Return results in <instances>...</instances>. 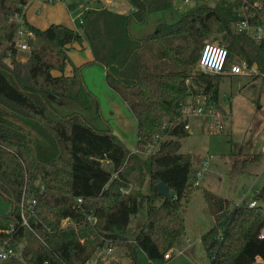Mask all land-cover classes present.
<instances>
[{
    "label": "trees",
    "instance_id": "trees-1",
    "mask_svg": "<svg viewBox=\"0 0 264 264\" xmlns=\"http://www.w3.org/2000/svg\"><path fill=\"white\" fill-rule=\"evenodd\" d=\"M27 1L0 0V197L11 205L0 215V248L19 252V258L0 264H86L98 249L114 246L125 249L129 264H141L139 252L148 261L163 260L184 231V209L194 188L190 176L195 178V166L202 165L199 156L179 153L180 141L189 135L187 120L168 128L164 123L179 115L178 103L190 95L205 96L218 108L225 76L199 73L192 80L195 87L188 84L213 25L222 33L215 40L228 52L226 67L237 58L264 73V40L258 44L233 28L244 19L262 25L264 3L261 9L256 0L200 6L134 37L133 24L143 25L150 15L171 11L182 0H118L133 10L128 15L90 10L81 32L63 24L38 29L25 19L16 23ZM22 27L40 42L34 48L33 38L27 39L25 62L15 47ZM83 39L92 63L103 67L108 87L136 120V152L127 150L109 126L98 130L80 114L62 116L47 100L54 93L91 108L81 75L85 64L74 66L67 55L69 46ZM160 136L166 138L157 141ZM260 157L235 160L231 172H242ZM133 171L140 186L146 180L145 193L141 187L124 192ZM159 182L167 185L171 200L158 196ZM203 198L213 219L200 238L208 264H254L256 258L264 264V210L208 190ZM253 200L264 203V181ZM143 204L145 222L129 239L131 216Z\"/></svg>",
    "mask_w": 264,
    "mask_h": 264
},
{
    "label": "rangeland",
    "instance_id": "rangeland-1",
    "mask_svg": "<svg viewBox=\"0 0 264 264\" xmlns=\"http://www.w3.org/2000/svg\"><path fill=\"white\" fill-rule=\"evenodd\" d=\"M29 1L30 0H28L27 3ZM234 1L235 0L177 1L174 4V9L171 11L150 15L143 25L133 24L131 26V31L134 37H142L149 34L159 23L177 21L184 12L190 9L200 6H214L217 3L228 4ZM132 10L133 8L126 1H117L115 12L128 15ZM75 15L76 13L73 14V16ZM14 18L15 20L20 19L17 15ZM23 19L24 16L21 17V20ZM42 25L44 26L46 24ZM46 27L47 26H44V28ZM75 27H77V31H81V27ZM221 36L222 33L218 32L216 26L213 25L212 32L204 44L210 43L224 47V44L218 43V41L215 40L219 39ZM24 42L27 43L26 40H24ZM17 43L15 47L18 59L21 62H25L30 47L28 46L27 50H21ZM39 45L40 42L34 40L32 47L37 48ZM239 61L241 60L235 58L232 63ZM6 62L9 63V60H6ZM199 73L200 71L196 62L190 69L191 78L188 80L190 86L195 87L192 80ZM52 74L57 75L58 72L53 71ZM104 99H106V103L103 105L105 116L108 117V115L115 110L118 111L120 115H123V113L127 115L126 107H124L121 102H114L107 94H105ZM47 100L62 116L77 113L82 115L93 127L102 126L94 107L85 110L77 102L62 98L54 93H50L47 96ZM111 104L114 106L113 109H110ZM218 105L217 109L229 116L225 119L224 130L222 132L209 134L205 131L206 124L202 118H191L189 120L190 126H192L191 135H188L180 141L179 153L199 156L201 158V163H207L205 169L195 166V169L201 168V177L198 179L199 185L193 188L184 209V228L190 245L189 247H185L184 253L181 254L179 252L182 248H180V243L177 241L172 245L173 249H170L172 255L171 259L168 262L157 261L155 264H208V259L204 254L200 236L213 225V219L205 204L203 190L211 191L233 203L238 202L240 197L244 195L245 200L243 204H246L249 200L254 199L256 192L261 188L264 181V77L259 79L256 77L246 78L241 76L223 77L220 83ZM117 108H120L123 113L119 109L117 110ZM7 117L13 120L10 116ZM112 122H109V124L113 125ZM113 129H117V126L114 125ZM127 132L129 134V131ZM165 138V136H160L157 138V141L164 140ZM157 146L158 143L153 146L152 150H155ZM249 151L250 153H247ZM254 155L261 156L260 160L251 162L242 172H231V165L235 160H241ZM103 166L106 169L110 168L106 163H103ZM193 180L194 176H190L191 183ZM130 183L131 185L124 191L125 193L134 192L138 190L139 187H141L140 190L143 193L147 191L145 186L146 180L144 179L141 184L142 186H140L135 171L130 174ZM260 204L264 207V203ZM10 210V203L4 201L0 197V215H5ZM141 217H145L144 204L139 209L136 217L131 216L127 232L129 239H133L142 229L145 218L143 221H140ZM111 249L112 252L110 255H105L102 249H98L91 257L89 264H122L123 260L126 259L125 249L116 246L111 247ZM138 256L141 264H145L147 260L145 256L141 252H139ZM259 264L263 263L260 262Z\"/></svg>",
    "mask_w": 264,
    "mask_h": 264
},
{
    "label": "built area",
    "instance_id": "built-area-1",
    "mask_svg": "<svg viewBox=\"0 0 264 264\" xmlns=\"http://www.w3.org/2000/svg\"><path fill=\"white\" fill-rule=\"evenodd\" d=\"M43 1V0H42ZM118 0H80L77 5V13L75 16H72V22L76 24V26L81 27L84 24V16L86 12L90 10H99L106 9L109 11H113L115 9V5ZM188 0H185L187 2ZM250 1V0H241ZM46 2V1H44ZM56 0H47L46 3H54ZM264 0H256L255 6L258 9L263 7ZM25 7V6H24ZM23 7V8H24ZM15 19V18H14ZM17 19V18H16ZM16 23L21 22V18L15 20ZM234 30L237 32H244L247 36H249L254 42L260 43L264 40V22L262 25H250L247 19L242 21H236L233 24ZM28 38H33V34L24 29L19 28L15 35V45L17 43L18 47L21 50H27L28 45L24 42L27 41ZM228 59L227 49L218 46L216 44L206 43L200 51V56L197 61V66L200 73L209 74V75H222V76H235V77H246V78H263L264 73H260L256 66L253 65L248 67L247 64L243 61L231 63L228 67H226ZM179 115L173 117L170 122L164 123V128H168L179 122L180 120H187V123L184 125V129L191 134V126L189 120L191 118H202L205 120V131L209 134H214L217 132H222L224 130L225 119L229 116L223 114L220 110L217 109L212 103L208 102L205 96L197 95V96H189V99L186 101H180L178 103ZM152 149H150L148 153H150ZM206 162H203L201 168L205 169ZM201 177V171L198 170L196 176L192 182L194 187L199 185V178ZM80 202V199L78 200ZM249 207H260L264 210V207L261 204H258L255 200H252L248 203ZM23 225L28 226L25 218L22 215ZM66 221L63 222L65 224ZM262 238V235H260ZM102 252L105 255H110L112 252L111 247H104ZM179 253H183L181 250ZM19 258V252L12 248H0V260H5L8 258ZM172 257L171 251L169 250L163 256V262H167ZM254 264H259L262 260L260 258L255 259Z\"/></svg>",
    "mask_w": 264,
    "mask_h": 264
},
{
    "label": "crops",
    "instance_id": "crops-1",
    "mask_svg": "<svg viewBox=\"0 0 264 264\" xmlns=\"http://www.w3.org/2000/svg\"><path fill=\"white\" fill-rule=\"evenodd\" d=\"M63 1L64 2L57 1L54 3H46L42 0H30L23 9L24 19L28 24L39 29H43L44 26L48 27L50 24H63L68 28L77 31L76 29L77 27H75L76 25L74 22H72L71 18L74 13H77L76 7L80 2V0H63ZM113 11L115 12V9ZM42 24H46V25L43 26ZM67 55L74 66H81L85 64L81 69L82 79L86 89L91 95V99H90L91 109L93 107L96 109V106H98V110L100 114V116L98 117L102 123V126H98L95 128L98 130H105L109 126L111 128L112 133L124 144L127 150H129L130 152H136V143H137L136 120L132 115V113L130 112V110L128 109V107L126 106V104L121 100V98L108 87L105 80V70L103 69V67L100 66L99 64L92 63L93 56L87 42L83 39L80 43H74L70 45ZM70 70L71 67L68 66L65 70V75H69ZM105 94H107V96H109L111 100H113L114 102L117 103L121 102L122 105L126 107L125 109L127 111V115H125L120 108H117V110L119 109L123 113V115H120L119 112L115 110L112 112L110 111L111 113L108 115V117L105 116L103 112V105L106 103L105 101L106 99H104ZM188 99L189 96L183 98L184 101ZM113 107H114L113 104H111L110 109H113ZM96 113H97V109H96ZM109 122H112L113 125H110ZM114 125L117 126V129L115 130L113 129ZM127 131H129V134ZM189 135L191 134L189 133ZM263 144H264V139H263ZM247 153H250V151ZM244 200L245 199L243 195L240 197V200L234 204H243ZM252 200H249L248 203ZM144 218L146 219V212H145V217H141L140 221H143ZM188 240L189 239L187 238L186 230L184 228L183 233L178 239V242L180 243V248H182L183 253L185 247H189L190 245V242ZM89 261L86 264H89ZM162 261L163 260H160V262ZM261 263H263V261H261ZM122 264H129V260L126 258L125 260H123ZM145 264H155V262L146 260Z\"/></svg>",
    "mask_w": 264,
    "mask_h": 264
},
{
    "label": "water",
    "instance_id": "water-1",
    "mask_svg": "<svg viewBox=\"0 0 264 264\" xmlns=\"http://www.w3.org/2000/svg\"><path fill=\"white\" fill-rule=\"evenodd\" d=\"M156 189H157L158 196H160V197H162L163 199H166V200H171L172 199V196H171V193L169 191V188L163 182H159L156 185Z\"/></svg>",
    "mask_w": 264,
    "mask_h": 264
}]
</instances>
